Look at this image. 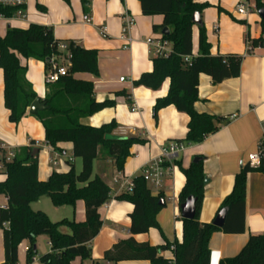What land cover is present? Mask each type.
<instances>
[{"label":"crops","instance_id":"1","mask_svg":"<svg viewBox=\"0 0 264 264\" xmlns=\"http://www.w3.org/2000/svg\"><path fill=\"white\" fill-rule=\"evenodd\" d=\"M192 1L199 5L209 4L200 14V20L210 43L211 55L242 56L241 73L236 79L213 84L210 77L199 76L200 101L194 105L196 112L226 120L215 133L199 144L183 141L189 119L173 106L161 109L155 119L152 117L155 101L166 96L168 92V80L157 91L133 86L141 75L151 72V61L155 57L154 44L162 36L161 29L155 32L154 27L162 25L161 15L144 16L137 0H90L87 10L81 7L80 0H69V5L63 0H27L23 16L0 19L1 37L9 29L27 30L33 24L50 28L54 39L61 43L72 41L85 50H96L99 76L78 73L74 79L92 83L93 99L96 103L113 101L114 106L80 119V122L95 129L113 122L116 128L111 136L136 138L144 142L129 149L130 156L123 163L122 171L116 170L114 161L106 154L98 152L92 166V179L99 177L109 187V200L98 210L102 226L97 237L89 243L91 259H76L71 264H109L103 261L106 251L119 241L132 237L137 243H146L153 247L181 244L183 233L178 195L185 178L180 168L173 165L167 168L163 187L158 191L147 184L152 195L162 194L164 197V206L156 216L158 229L151 228L145 234L131 235L129 216L133 205L117 199L127 194V185L134 177L142 174L147 164L161 157L162 148L171 143H182L184 149L177 161L184 168L195 157L203 159L207 183L198 215L201 224L213 223L217 211L233 188L234 177L246 164L247 156L256 151L264 122V47L251 45L248 51V43L262 37V20L258 16L256 4L248 0ZM240 5L248 9L246 15L237 14ZM37 6L46 11L41 12ZM85 16L90 18L89 24L84 23ZM127 18L133 23L123 35ZM197 36L198 26L194 25L191 33L194 57L198 56ZM18 58L21 66L26 67V81L37 98L43 101L49 92L44 64L33 59ZM57 64L66 67L68 61L62 58ZM3 94V75L0 69V162L9 154L15 155L23 148L33 147L38 151L41 181H46L53 172L65 173L69 169V163L76 171V162L80 159L73 158L72 145L64 143L58 145L57 150L52 149L46 144L42 124L29 111L17 125L8 122ZM51 159H56L58 165L54 166ZM4 179L5 175L0 171V181ZM246 183L244 233L226 235L223 232H214L208 244L209 264L231 259L243 249L250 236L264 235V172L248 173ZM6 204V197L0 194V207L6 208ZM31 209L43 212L50 221L56 223L66 219L77 223L86 221L83 202H76L73 207L56 208L48 198L42 197L31 204ZM62 232L66 234L68 230ZM2 235L3 229L0 230V264L5 261ZM27 249V241L20 243L17 264H40L39 258L50 253L49 240L45 236L37 237V255L30 263L26 261ZM164 256L167 257L168 253L163 254ZM116 264L149 263L122 261Z\"/></svg>","mask_w":264,"mask_h":264},{"label":"trees","instance_id":"2","mask_svg":"<svg viewBox=\"0 0 264 264\" xmlns=\"http://www.w3.org/2000/svg\"><path fill=\"white\" fill-rule=\"evenodd\" d=\"M144 16H162V25L154 27V31L168 28L169 34L161 36L163 41L171 45L167 57H154L151 61V72L144 73L133 83L134 87H146L153 91L160 89L162 83L169 81V89L161 99L155 101L152 117L155 119L161 109L173 106L176 111L184 113L189 119L186 137L188 144L202 143L208 136L215 133L226 120L196 112L194 105L200 101L198 79L200 75L210 77L213 84L227 79H236L241 73L242 56H212L210 43L203 25L198 26V56L192 53L191 21L193 13H202L209 4L199 5L192 0H137ZM256 4L258 10L264 8V0H248ZM69 5V0H63ZM84 10L89 8L90 0H80ZM24 7L20 8L23 9ZM41 12L46 11L37 6ZM18 8L0 9V14L11 18ZM262 37L251 42L254 47H264V23H261ZM60 41L53 37L47 26L31 24L27 30H8L4 37L0 36V69L3 75L4 108L8 110V122L18 124L30 110V105L37 99L31 85L26 81V67L21 66L18 57L33 59L44 64L45 74L52 65L64 58L68 61L66 75L58 82L48 84L49 92L43 99L47 109L30 114L44 129L46 144L57 150L58 145L70 143L72 155L81 160V172L77 173L72 164L65 173L53 172L46 181L39 179V156L32 155L34 148L19 150L11 162L4 161L5 179L0 181V194L7 200L6 208L0 207V230L3 229V264H17L18 246L28 242L27 263L36 257V240L45 236L49 240L50 253L39 258L40 264H71L76 259H91L89 243L94 240L102 226L98 213L101 206L109 200L110 189L98 177L92 179V166L102 151L114 161L116 170L122 171L125 160L130 156L129 149L135 144H144L136 138L121 141H107L116 124L104 125L99 128L85 126L80 119L95 115L97 112L112 108L113 101L96 103L93 99L91 82L75 80L78 73H87L98 77V56L96 50H85L72 41L65 42L67 50H59ZM191 57L189 63L185 58ZM69 59L70 62H69ZM123 95V93H121ZM34 144V143H33ZM173 166L180 168L185 181L179 195V207L185 200H195V218L182 219V241L175 243L173 254L175 264H209V241L214 232L226 235L243 234L245 229V192L246 178L253 171L264 172L261 163L257 169L245 164L234 177V185L224 199L216 215L226 211L221 228L211 224H201L199 213L203 203L205 174L203 159L184 168L180 161L175 160ZM169 167L168 163L163 164ZM131 194L119 196V201L133 205L129 216L131 220L130 234H145L149 229H158L157 214L164 205L163 195H152L142 174L132 180ZM46 197L54 207L75 206L76 202L85 205V222L73 220L53 222L40 211H32L31 204ZM5 226L7 228L5 229ZM68 230L65 234L62 230ZM169 244L153 247L146 243H137L134 238L119 241L106 251L103 261L116 264L122 261H146L149 264H167L163 254L168 251ZM94 264H101L94 262ZM218 264H264V235L249 237L243 249L231 259L220 260Z\"/></svg>","mask_w":264,"mask_h":264},{"label":"built area","instance_id":"3","mask_svg":"<svg viewBox=\"0 0 264 264\" xmlns=\"http://www.w3.org/2000/svg\"><path fill=\"white\" fill-rule=\"evenodd\" d=\"M27 0H0V9H11V8H18L19 10L16 12L14 16L11 18L21 17L24 14V9H20L25 6ZM248 13V9L244 5H240L237 8V14L240 15H246ZM9 18V19H11ZM0 19H8L5 18L2 14H0ZM83 21L86 24L90 23V18L88 16L83 17ZM125 27L122 30V34L125 35L129 29V27L132 25V21L127 18L125 22ZM123 40V37H121ZM251 44L248 43V51H250ZM154 55L155 57H167L171 49V45L167 43L166 41H163L162 38L154 44ZM59 50L66 51L67 50V44L61 43L59 45ZM191 57L185 58V62L189 63L191 61ZM66 69L65 67H60L57 63H54L52 65V69L49 73L46 74V83L48 84H54L58 82L62 76H65ZM123 81V79H121ZM131 108L133 109V105H131ZM261 133L262 136L258 143L256 144V151L254 153H251L247 156V162L248 166L251 168L260 167L261 163H264V122L261 125ZM184 145L182 143H171L167 147L162 148L161 150V157L159 159L153 160L142 171V177L146 184L151 185L154 190H160L163 187V179L165 176V172L167 168H169L172 163L178 159L179 154L183 151ZM14 159V154H9L7 158H5L3 161L0 162V171H4L3 163L4 161L6 163L11 162ZM54 166H57L58 163L56 159L50 160ZM168 163L169 167H164L163 164ZM127 188V194H131L133 190V184L130 182ZM5 209V208H4ZM174 246L170 245L168 248V251L165 253H168V256H164L165 259H167V264H175V256L173 254ZM164 253V254H165Z\"/></svg>","mask_w":264,"mask_h":264},{"label":"water","instance_id":"4","mask_svg":"<svg viewBox=\"0 0 264 264\" xmlns=\"http://www.w3.org/2000/svg\"><path fill=\"white\" fill-rule=\"evenodd\" d=\"M258 16L260 17V19L264 23V8L258 10ZM191 21L193 22V24L195 26H201L202 25V20H200V14L197 12L193 13V15L191 16ZM168 34H169L168 28H164L161 30L162 36H166ZM70 60L71 59H69V62H70ZM45 109H47V107H45L44 103H42V101H40L37 98L35 101H33V103H31L29 113L34 114L37 111H43ZM105 138L107 141H113V140L114 141H121V140L125 139V138L115 136V135H113V136L107 135V136H105ZM37 153H38L37 149H34L32 155H36ZM200 160H201L200 157H195V159L192 161V163L195 164V163L199 162ZM206 183H207V179L204 180V184H206ZM161 205H164V203H161ZM179 210H180V217L182 219L193 220L195 218L194 216H195V211H196L195 200L192 197L187 198L185 200V202L180 205ZM225 214H226V211L222 210L221 212H219L216 215V218L213 221V225L215 227H217V228L222 227L224 220H225V217H226Z\"/></svg>","mask_w":264,"mask_h":264},{"label":"rangeland","instance_id":"5","mask_svg":"<svg viewBox=\"0 0 264 264\" xmlns=\"http://www.w3.org/2000/svg\"><path fill=\"white\" fill-rule=\"evenodd\" d=\"M80 170H81V162H80V160H78V162H76V171H77V173H80L81 172Z\"/></svg>","mask_w":264,"mask_h":264}]
</instances>
